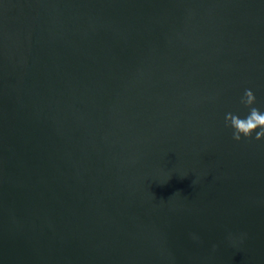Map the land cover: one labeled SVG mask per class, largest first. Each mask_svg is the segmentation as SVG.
Masks as SVG:
<instances>
[{
  "label": "water",
  "instance_id": "water-1",
  "mask_svg": "<svg viewBox=\"0 0 264 264\" xmlns=\"http://www.w3.org/2000/svg\"><path fill=\"white\" fill-rule=\"evenodd\" d=\"M246 89L264 0H0V264H264Z\"/></svg>",
  "mask_w": 264,
  "mask_h": 264
},
{
  "label": "clouds",
  "instance_id": "clouds-1",
  "mask_svg": "<svg viewBox=\"0 0 264 264\" xmlns=\"http://www.w3.org/2000/svg\"><path fill=\"white\" fill-rule=\"evenodd\" d=\"M241 103L249 109L248 115L240 118L238 115L228 113L225 116L226 126L231 127L233 130L232 137L236 141H239L241 136L250 138L254 131L256 132L254 138L260 140L261 137H264V112L253 107L255 96L251 90H245L244 96L241 98Z\"/></svg>",
  "mask_w": 264,
  "mask_h": 264
}]
</instances>
